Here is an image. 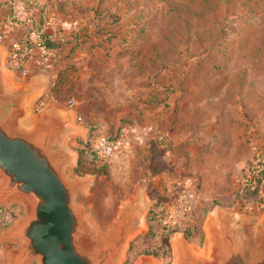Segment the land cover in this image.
<instances>
[{"label":"rangeland","instance_id":"374dc122","mask_svg":"<svg viewBox=\"0 0 264 264\" xmlns=\"http://www.w3.org/2000/svg\"><path fill=\"white\" fill-rule=\"evenodd\" d=\"M29 2L69 17L60 31L77 29L80 47L22 124L49 111L40 101L76 110L56 146L72 155L71 177L89 178L78 204L100 232L120 218L136 225L116 264H178V239L209 259L207 222L242 218L261 198L243 180L264 158V0ZM142 103L157 116H142ZM105 131L129 139L107 160L93 151ZM23 213L20 201L1 204L0 234ZM15 246L0 243V264Z\"/></svg>","mask_w":264,"mask_h":264},{"label":"water","instance_id":"95a60500","mask_svg":"<svg viewBox=\"0 0 264 264\" xmlns=\"http://www.w3.org/2000/svg\"><path fill=\"white\" fill-rule=\"evenodd\" d=\"M7 76L0 55V205L20 201L24 206L23 215L0 234V243H16L4 264H116L136 225L120 218L100 232L78 204L89 178L71 177L72 155L56 146L58 138L76 130L73 116L49 110L24 126L33 88L15 85ZM239 217L218 211L207 222V260L176 240L178 264H264V221Z\"/></svg>","mask_w":264,"mask_h":264},{"label":"built area","instance_id":"2783aa9c","mask_svg":"<svg viewBox=\"0 0 264 264\" xmlns=\"http://www.w3.org/2000/svg\"><path fill=\"white\" fill-rule=\"evenodd\" d=\"M24 5L20 0L11 5V11L8 13L5 23L0 28V40L4 39L11 26L23 27V33L14 37L8 44V64L16 66L21 76H26L35 71H43L54 64L59 50L48 49L41 40L40 33L35 29V22L38 19V11ZM33 63L32 66L29 63ZM136 139L141 137L137 134ZM129 145L127 132L121 131L118 134H112L107 131L101 133L95 144L94 152L100 159H110L117 153L123 151ZM255 168L247 173L243 180L244 185L256 188L259 193V201L256 207L263 205L264 196V158L254 159ZM188 205L181 206V214L187 212ZM169 225L177 223L176 215L170 212L164 220Z\"/></svg>","mask_w":264,"mask_h":264},{"label":"crops","instance_id":"0c3cea01","mask_svg":"<svg viewBox=\"0 0 264 264\" xmlns=\"http://www.w3.org/2000/svg\"><path fill=\"white\" fill-rule=\"evenodd\" d=\"M12 6H13V4H12ZM10 11H11L10 1L9 0H0V28L5 23L6 17ZM48 11L49 10H47V9H43V22H44L46 29L48 31H51V32L58 31L59 34H68L67 31H60V24L62 22H63L62 24H68L70 22L69 17H65L64 15L60 14V12H56V14H54L53 13L54 11H52V12H48ZM64 30H66V29H64ZM22 33H23V27H21L19 25L9 27V32H8L7 36L4 39L0 40V55L2 58L3 65L6 68L7 74H8V76L11 77L13 83L15 85H20V86H24V87L28 86V87L33 88L32 95L30 96L29 101H30V104L31 103L34 104V102L38 101V99L40 97H42L43 94H46L49 91V85L51 84V81L56 77V73L59 70V68H62L63 65L68 66V65H65L66 64L65 62L69 61V62L73 63V60H71L69 58L70 56H67V54H66L67 51L69 50L70 46L68 44L67 45L64 44L60 48V52H61V50H63V51H62V54L58 55L59 59L57 57L56 61H54V64L50 65L49 68H47L43 71L41 70L38 72L37 71L32 72L26 76H21L19 74L16 66H14L12 64H8L7 56H8V51H9V49H8L9 41L11 39H13L14 37L20 36ZM92 42L93 43L97 42V40L95 38H93V41H91V43ZM94 46H96V45H94ZM96 48H98V46H96ZM94 49L95 48L92 47L90 51H87L88 55L91 56L93 53H95ZM80 51H81V53H83L82 49L80 48L77 54H80ZM75 64H77V63L74 61V66H76ZM29 65L32 66L33 63L31 62V63H29ZM69 67H71V66H69ZM69 76H68V78H69ZM72 76H74V75L72 74ZM44 103L42 101H40V105H42ZM44 105H46V109H48L50 111H60L64 117H68L71 119H72L73 114H75V112H76V110H73L71 108L65 110L64 108L60 107L56 103L55 104L51 103V105L46 103ZM142 107H143L142 116H146V117L150 118V117H154L157 114L159 106L155 108L153 105L147 106V104L142 103ZM263 192H264V189H263ZM243 215H244L245 219H251L254 221L263 222L264 221V196H263V205L261 207H257L253 210H250V211H248V213H244Z\"/></svg>","mask_w":264,"mask_h":264},{"label":"trees","instance_id":"16d2710c","mask_svg":"<svg viewBox=\"0 0 264 264\" xmlns=\"http://www.w3.org/2000/svg\"><path fill=\"white\" fill-rule=\"evenodd\" d=\"M20 1L24 5H29L30 3L29 0H20ZM34 27L40 33L42 43L50 50H59V48H61V46L64 44H68L70 46L69 47L70 51H73L76 48L80 47V41L78 40L77 29L68 34H59L58 31L51 32L46 29L43 22V9H39L38 19L36 20ZM71 42L74 43L70 44ZM253 190H256V188H253Z\"/></svg>","mask_w":264,"mask_h":264},{"label":"flooded vegetation","instance_id":"af4514ba","mask_svg":"<svg viewBox=\"0 0 264 264\" xmlns=\"http://www.w3.org/2000/svg\"><path fill=\"white\" fill-rule=\"evenodd\" d=\"M42 105H44V104H42Z\"/></svg>","mask_w":264,"mask_h":264},{"label":"bare ground","instance_id":"6f19581e","mask_svg":"<svg viewBox=\"0 0 264 264\" xmlns=\"http://www.w3.org/2000/svg\"><path fill=\"white\" fill-rule=\"evenodd\" d=\"M193 251V250H192Z\"/></svg>","mask_w":264,"mask_h":264}]
</instances>
